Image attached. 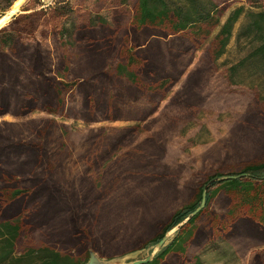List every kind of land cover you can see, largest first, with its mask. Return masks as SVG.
Instances as JSON below:
<instances>
[{
    "label": "trees",
    "instance_id": "obj_1",
    "mask_svg": "<svg viewBox=\"0 0 264 264\" xmlns=\"http://www.w3.org/2000/svg\"><path fill=\"white\" fill-rule=\"evenodd\" d=\"M15 1L0 0V17ZM56 1L47 9H37L39 0H29L21 13L0 28V115L19 117L37 104L54 112L52 109L64 106V93L76 89L83 99L78 111L88 120L104 116L117 119L124 104L141 99L145 104L134 110V116H145L150 112V102L161 98L174 84L185 65L184 50L198 47L218 28L204 50L205 63L214 64L225 53L235 24L245 16L240 34L247 38L249 48L227 68V79L236 83L239 72L249 73V84L259 88V99L255 117L248 121L257 130L264 127V0H246L248 8L235 7L223 22V12L213 0H119V5L130 9L129 34L114 43L105 18L88 15L76 29L79 46L71 71L64 35L65 20L72 8L68 1ZM40 14L49 18L53 43L60 51L54 76L49 74L54 65L50 52L38 42H30L34 32L31 27ZM68 73L81 74L84 80L67 81ZM197 74H201L200 70ZM197 82L195 75L172 101L182 118L193 116L204 100ZM179 119L166 118L160 133L165 134ZM40 122L43 125L35 121L0 124V212L5 211L0 219V264H83L88 248L106 258L146 249L185 220L199 206L206 182L221 175L243 176L213 183L207 190L204 208L188 219L151 261L143 264H200L193 249L201 246L203 239H264V129L258 131L256 158L238 159L236 170L214 173L182 188L168 178L167 167L159 162L166 153L160 141L148 138L140 148L127 151L121 159L135 172H126L130 180L125 177L134 226L121 238L113 239L106 232L96 229L93 233L84 228L89 200L85 194L79 196L77 188L69 191L62 187L50 162L53 149L46 142L53 121ZM108 140L95 142L93 152L108 145ZM17 174L30 176L28 181L33 187H20ZM28 194L25 209L19 208ZM176 198L178 208L157 211ZM214 201H218L220 211L211 208ZM37 229L48 242L34 243L29 238V232ZM55 243L65 248L58 249Z\"/></svg>",
    "mask_w": 264,
    "mask_h": 264
},
{
    "label": "rangeland",
    "instance_id": "obj_2",
    "mask_svg": "<svg viewBox=\"0 0 264 264\" xmlns=\"http://www.w3.org/2000/svg\"><path fill=\"white\" fill-rule=\"evenodd\" d=\"M65 1H68L72 8L65 20L64 35L68 42L70 71L75 68V53L77 45L79 46L76 29L88 15L95 18L98 14L105 18L109 24L107 32L113 34L114 43L115 40L119 41L129 34L130 9L119 5V0ZM213 1L218 2L223 12L221 22L235 7L243 5L248 8L246 0ZM28 2L29 0H26L25 4ZM39 2L40 6L36 7L37 9H47L57 1L39 0ZM40 15L31 27V30H34L33 38L32 36L29 38H32L31 43L36 41L50 52L54 65L49 74L54 76L53 71L57 70V65L59 66L60 51L53 43L54 30L48 24L49 18ZM11 19L12 16L3 26ZM245 22V16L238 20L225 53L212 65L205 63L204 50L218 28L214 29L208 39L198 47H187L182 54L185 65L181 66L174 84L161 98L150 102V112L145 116H134V110L145 104L141 99L124 104L123 112H120L117 119H107L104 116L88 120L78 111L83 99L79 91L73 89L64 93V106L52 109L55 110L54 112L50 113L42 104H37L34 109L19 117L8 113L1 114L0 124L35 121L41 126L43 123L40 121H53V129L49 130L46 139L53 149L50 162L54 164L55 173L64 189L68 188L70 191L77 188L79 196L84 194L87 196L88 221L84 228L91 229L93 233L97 229L102 234L106 232L110 238L119 239L133 229L135 216L131 210L130 195L127 194L128 179L125 178L126 172L132 174L135 172L126 167V162L121 157L127 151L143 146L148 138H155V141H160L165 146V156L159 162L167 167L168 178L175 181L180 188L189 182L203 180L214 173L234 171L237 169L235 164L238 159L256 158L259 151L258 131L260 129L262 132L264 127L261 126L257 130L248 120L255 117L259 99L256 90L259 88L249 84L248 72H239L235 77L236 83H230L227 79V68L238 62L249 48L247 38L240 34ZM153 38L155 37L150 39ZM158 39L164 38L158 37ZM199 70L200 75L197 74ZM195 75L198 77V90L204 100L193 116L182 118L179 111L172 107V101L184 84ZM77 79L82 82L84 76L72 73L65 76L67 81ZM169 117L180 119L175 126H170L165 134H161V125ZM108 138V145L105 144L100 151L93 152L95 142L105 141ZM17 175L20 187L27 189L33 187V183L28 181L30 176ZM31 179L34 180V176ZM24 180L28 183L22 184ZM29 196L30 194L25 200H21L18 204L19 208L25 209ZM178 204L177 198L172 199L167 204L158 205L157 211H172L178 208ZM211 208L220 211L218 201L212 202ZM4 215L5 211L2 210L0 219ZM175 234L176 232L169 237L165 245ZM29 238L34 243L48 242L47 237L41 236L39 229L30 231ZM203 241L205 242L201 246L193 249V253L199 256L200 264H264V239L258 242L248 239L240 242L233 238H215L210 241L203 239ZM54 247L62 249L65 245L55 243ZM153 247L140 250L138 258L147 256ZM89 250L93 251L91 248H88ZM113 255L110 256H119ZM186 264L194 263L190 261Z\"/></svg>",
    "mask_w": 264,
    "mask_h": 264
},
{
    "label": "water",
    "instance_id": "obj_3",
    "mask_svg": "<svg viewBox=\"0 0 264 264\" xmlns=\"http://www.w3.org/2000/svg\"><path fill=\"white\" fill-rule=\"evenodd\" d=\"M26 1V0H25ZM25 1L21 2L19 6V13H21V9L24 7ZM11 10L9 9L6 13L10 12ZM5 13V14H6ZM4 14V15H5ZM241 175H221V176H216L211 178L206 182V184L203 187L202 194H201V201L198 207H196L187 217L185 220H183L181 223L177 224L174 226L172 229L167 231L164 236L153 246V249L151 252L145 256L144 258H138V255L140 253V250H134L127 252L125 254L115 256V257H110V258H102L100 257L97 253L94 251L89 250L88 251V258L83 264H143L151 261L155 255L165 246L166 241L169 239V237L177 232L179 228L190 218L195 216L201 209L204 208L205 202H206V195H207V190L208 188L215 182H219L225 179L229 178H239Z\"/></svg>",
    "mask_w": 264,
    "mask_h": 264
},
{
    "label": "bare ground",
    "instance_id": "obj_4",
    "mask_svg": "<svg viewBox=\"0 0 264 264\" xmlns=\"http://www.w3.org/2000/svg\"><path fill=\"white\" fill-rule=\"evenodd\" d=\"M25 0H16L13 5L10 7V12L0 17V27L8 22L11 16L15 15L18 12L20 3Z\"/></svg>",
    "mask_w": 264,
    "mask_h": 264
}]
</instances>
